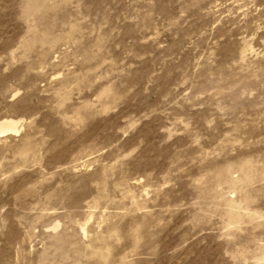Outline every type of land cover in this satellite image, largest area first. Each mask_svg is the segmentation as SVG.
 <instances>
[{
	"label": "rangeland",
	"instance_id": "374dc122",
	"mask_svg": "<svg viewBox=\"0 0 264 264\" xmlns=\"http://www.w3.org/2000/svg\"><path fill=\"white\" fill-rule=\"evenodd\" d=\"M0 264H264V0H0Z\"/></svg>",
	"mask_w": 264,
	"mask_h": 264
},
{
	"label": "bare ground",
	"instance_id": "6f19581e",
	"mask_svg": "<svg viewBox=\"0 0 264 264\" xmlns=\"http://www.w3.org/2000/svg\"><path fill=\"white\" fill-rule=\"evenodd\" d=\"M9 132H17L16 123L11 120L0 121V136Z\"/></svg>",
	"mask_w": 264,
	"mask_h": 264
}]
</instances>
